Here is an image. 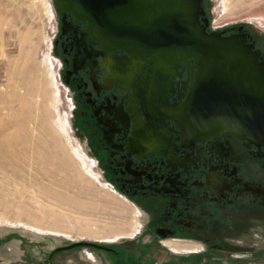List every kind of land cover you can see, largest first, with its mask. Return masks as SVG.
<instances>
[{"label":"rangeland","instance_id":"374dc122","mask_svg":"<svg viewBox=\"0 0 264 264\" xmlns=\"http://www.w3.org/2000/svg\"><path fill=\"white\" fill-rule=\"evenodd\" d=\"M53 3L0 0V264H264L258 217L223 229L222 250L211 247L222 237L215 230L206 244L193 236L170 239L189 245L167 244L199 250L190 254L148 243L143 210L104 177L75 123ZM206 6L209 25L242 24L264 48V0ZM82 241L102 247H72L48 261L53 249ZM112 244L123 257L97 249Z\"/></svg>","mask_w":264,"mask_h":264},{"label":"flooded vegetation","instance_id":"af4514ba","mask_svg":"<svg viewBox=\"0 0 264 264\" xmlns=\"http://www.w3.org/2000/svg\"><path fill=\"white\" fill-rule=\"evenodd\" d=\"M206 2L200 0L199 19L208 32L242 35L264 64V48L244 25L210 28ZM53 4L54 42L75 123L104 177L143 210L148 243L193 236L206 244L211 231L222 236L223 229L264 219V145L228 130L190 136L173 115L194 80L196 61L174 63L171 75L169 69L157 79L150 59L103 46L87 21ZM219 240L212 249L222 250ZM97 249L124 256L117 244Z\"/></svg>","mask_w":264,"mask_h":264},{"label":"water","instance_id":"95a60500","mask_svg":"<svg viewBox=\"0 0 264 264\" xmlns=\"http://www.w3.org/2000/svg\"><path fill=\"white\" fill-rule=\"evenodd\" d=\"M60 10L88 22L103 46L150 59L155 77L174 63L196 61L183 104L173 110L182 130L209 137L228 130L264 145V64L242 35L208 32L200 0H53ZM102 247L93 242L76 246Z\"/></svg>","mask_w":264,"mask_h":264},{"label":"crops","instance_id":"0c3cea01","mask_svg":"<svg viewBox=\"0 0 264 264\" xmlns=\"http://www.w3.org/2000/svg\"><path fill=\"white\" fill-rule=\"evenodd\" d=\"M167 242H172V241H166L165 243H163V245L164 246H167ZM173 243H178V242H173ZM167 248L169 249V250H172L173 252H175V253H195V252H198L199 250L197 249V250H188V251H176L175 249H173L171 246H167ZM54 250V249H53ZM52 250V251H53ZM52 251L48 254V256H47V259H49V260H51L55 255H57L58 254V252H55L52 256H50V254L52 253ZM91 256H92V254H90Z\"/></svg>","mask_w":264,"mask_h":264},{"label":"built area","instance_id":"2783aa9c","mask_svg":"<svg viewBox=\"0 0 264 264\" xmlns=\"http://www.w3.org/2000/svg\"><path fill=\"white\" fill-rule=\"evenodd\" d=\"M209 26H210V28H211L212 30H218V29L223 28L222 26H214V25H212V24H210Z\"/></svg>","mask_w":264,"mask_h":264}]
</instances>
